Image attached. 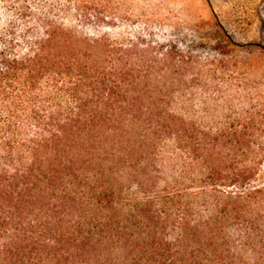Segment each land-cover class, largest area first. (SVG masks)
Instances as JSON below:
<instances>
[{
    "label": "trees",
    "instance_id": "obj_1",
    "mask_svg": "<svg viewBox=\"0 0 264 264\" xmlns=\"http://www.w3.org/2000/svg\"><path fill=\"white\" fill-rule=\"evenodd\" d=\"M120 20L0 0V264H264V118L217 116L231 61Z\"/></svg>",
    "mask_w": 264,
    "mask_h": 264
},
{
    "label": "rangeland",
    "instance_id": "obj_2",
    "mask_svg": "<svg viewBox=\"0 0 264 264\" xmlns=\"http://www.w3.org/2000/svg\"><path fill=\"white\" fill-rule=\"evenodd\" d=\"M112 3L121 18L114 25L118 27L117 33L151 35L154 42L201 56L202 63L231 61L216 79L223 100L231 103L220 106L217 116L227 119L231 110L244 109L264 118V0ZM227 51L230 57L225 60L223 53Z\"/></svg>",
    "mask_w": 264,
    "mask_h": 264
}]
</instances>
